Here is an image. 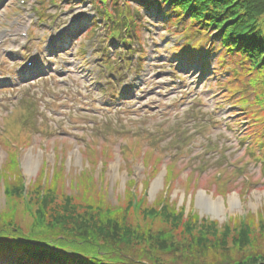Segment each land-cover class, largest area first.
Segmentation results:
<instances>
[{"label": "rangeland", "instance_id": "374dc122", "mask_svg": "<svg viewBox=\"0 0 264 264\" xmlns=\"http://www.w3.org/2000/svg\"><path fill=\"white\" fill-rule=\"evenodd\" d=\"M27 7L28 9L38 7V1L28 0ZM48 7L45 12H48L49 15L58 14V10H60L59 13L65 12V10L72 15L75 13V11L69 10V7L63 9L59 5L57 10L53 6L49 5ZM86 7L88 8V5ZM14 9H17V14L13 12ZM204 9L202 8V10ZM165 11L166 9H164ZM189 12L191 13V11ZM30 17L29 14L20 10L17 0H7L6 3L0 4V39L5 41V46L8 47L25 44L28 46L29 44L25 53L29 52V55L33 56V52H41L43 43L39 41L38 37L40 36L38 32L40 26L33 24L34 21ZM58 17L60 18V14ZM188 18L189 16L183 13L179 19L178 31L183 30L184 32H180L181 35H189L198 28L208 29L203 24L204 21L196 24L191 20L193 17ZM157 19L156 15L146 19L153 26L150 27L151 34L144 35L146 37L145 49L149 55L148 60H151V56H153V61H149L143 67V72L138 79L140 84L131 88L133 93L142 91L139 94V100L132 99L131 104L126 107H123L124 104L117 97V85L113 84V81L110 83L107 81L110 75L104 73L103 70V73L100 72L97 67L93 66V62L100 61L101 52L96 54L90 52L94 55H87L89 66L84 65L81 58L75 57L76 53L81 51L78 39L70 40L69 48L65 51V61L62 60L61 63L59 60L56 62L53 60L56 66L61 67L59 77L65 78L67 81L65 84L78 92L74 94L71 91H63V86L60 87L57 77L53 76L55 74L52 72L48 76L46 74L47 79L43 81L39 78L20 80L14 70L18 59L14 54L3 53L0 47V77H8L9 82H12L10 84L0 80V131H3L6 125L10 132L21 123L25 128L20 131V135L13 134L11 136V140H14L12 147L8 145L0 147V211L4 207L5 201L9 202V198L18 200L19 204H24L23 208H20V213L41 209L38 200L39 194H45L48 189H51V187H47L56 183V192L52 196L47 193L48 197L56 200L55 210L63 205L66 198H70L71 203L78 207V211H81L88 201L93 207L98 204L103 205V208L110 206L113 208L112 211L117 213L118 219L122 218V222L130 224L132 227L133 225L140 226V228L148 226L153 232H158L167 226L164 222L159 221L162 220V212L166 208H171L179 213L182 211V220L186 221L187 216L193 214L200 221L217 224V228L222 225L228 227L229 225H239L241 228L246 225L249 217L255 222L261 220L260 215L264 214V176L259 174L256 165L245 166L244 159L248 158V154L244 152V146L238 141L239 128H234L235 131L230 132L227 127H224L225 123L221 126L213 125L212 120L208 117L207 111L211 109L207 100L210 94V91L207 90L208 82H202L195 91L188 92L190 82L197 75L195 68L191 65L186 66L185 71L178 70V73L181 74L179 77L184 79L181 82L183 85L176 84L175 87V83L163 82L165 81L164 76L171 73L168 70L160 71L158 69L160 65L164 64L162 59H166V55L170 54L166 50L171 49L180 40V36L171 37L168 35L164 28L156 24ZM197 20L201 21V17L198 16ZM259 24L263 25L261 29L264 33V14L259 19ZM175 28L174 25L172 29ZM210 30L214 33L213 29ZM47 32H49L48 29L45 32V37H47ZM23 34H27L28 40L21 37ZM213 36L215 37L211 36L208 41L206 37L199 38L196 44L206 48L210 53H214L210 60L214 61L220 57L223 61L224 58L225 66L221 69L225 75L227 70L230 72H227V77L232 86L239 87L236 88V91L245 90V92H241L237 100L235 99L238 113H241L245 118L242 120L249 122L256 114L262 117L264 99L257 100L249 89V81L255 78L254 70H248L245 64L241 65L234 55L224 53L226 48L220 42V38H217V35ZM85 44L88 45L86 42ZM90 47L95 51L101 49L100 43L96 42ZM117 52L112 54L109 51L112 57L117 55ZM45 55V58H48V51ZM179 61H181V57L174 58L170 61L171 63L167 64H178ZM232 65L240 68L242 74L236 76L231 70L230 66ZM155 66L156 68H154ZM52 68L53 66L51 68L45 66L44 71H52ZM154 71L155 74H153ZM93 73H95L94 76L91 75ZM159 80L163 84H158ZM255 84L257 87L253 90L257 93L264 91V73L261 75V81ZM39 85H43L42 93L37 91ZM138 87L142 89L139 90ZM179 89L186 94L189 93L183 102L179 100L182 96ZM51 93L55 96H51ZM197 95L201 99L196 100L198 103L192 107L193 115L189 116L187 112L191 109V102ZM75 104L81 107L80 111H75ZM7 108L8 112H6ZM48 108L55 109L58 116H49ZM161 111L166 113L165 116L169 123L153 116L155 112ZM226 112H221L223 118H225ZM63 115L70 117L72 125H64ZM106 115H108V125L105 119ZM147 115L152 117L148 118ZM144 116L147 118L144 119ZM219 116L220 113L216 117ZM58 120L62 122L64 129L76 132L80 136V142L74 141L66 134L63 137L57 135L52 126ZM175 120L176 124H173ZM215 121L221 122L219 118ZM259 121L258 124L264 123V119ZM242 126L245 125H240V127ZM257 127L256 131L261 134L260 142L264 144V129ZM39 129L45 130L38 134L36 130ZM178 131L183 133L181 138L184 142L179 156L172 160L170 154L175 153L174 144L179 142V138L176 137ZM27 136L31 139V144L25 142ZM91 136H94L96 141L90 145V149L85 150L83 146H86L85 142L92 140ZM135 137L137 139L141 137L150 140V142H143L142 147H137L133 143ZM122 140L129 141L126 147H121ZM147 148L150 151L152 149L154 154H157L155 149H158L163 154L162 162L159 163L157 156L152 153L143 151ZM205 150H207L206 153H204ZM8 152H19L18 155H14L15 158L18 157V162H15L13 169H16L20 180L13 175L12 165L7 157ZM201 153L204 154L200 155ZM26 159L32 163V167L30 166L32 171L29 174L24 165ZM173 161H175V166L171 165ZM229 165L240 166L242 169H234ZM219 172L221 178H224L225 174L231 173V183L224 185L221 179L217 180L219 177H216V173ZM84 174H87L88 178L84 183H79L78 177ZM246 176H249L247 177L248 181L245 179ZM53 177L56 180H53ZM212 177L215 180H212ZM10 187L17 188L19 195H13L14 198L8 197L9 195L6 193H11ZM202 194L211 202H216V204L219 202L220 209L214 211L211 209V205L199 202L197 199ZM232 197L236 198L237 204L229 203V199ZM149 208L153 211H150ZM143 209L147 212H143ZM21 217L27 216L22 214ZM18 218L16 216L15 220ZM259 225L264 224L260 221ZM240 228L237 229V232ZM248 229L257 235L256 242L258 244L263 242L258 233L259 231L264 232L263 226L260 229L258 227L256 229L248 227ZM163 233L168 236L172 235L174 240L184 244H188L192 238L184 229H169ZM209 239H213V237L210 236ZM221 240L216 245L219 250L225 247L221 253L224 255L226 253L230 259H237L239 248L230 243L231 238L226 240L225 245H221ZM250 248V243L244 247L248 251ZM261 251L264 252V244ZM218 252L210 251L209 258L215 259ZM11 258H14V255Z\"/></svg>", "mask_w": 264, "mask_h": 264}, {"label": "trees", "instance_id": "16d2710c", "mask_svg": "<svg viewBox=\"0 0 264 264\" xmlns=\"http://www.w3.org/2000/svg\"><path fill=\"white\" fill-rule=\"evenodd\" d=\"M134 1L164 17H169L167 23L178 28L179 19L183 13L193 17L191 20L196 24L204 21L203 24L208 29L198 28V30H194L197 33L192 31L189 35L184 34L186 44L191 46L199 38H207L209 36L207 34H211L210 29L217 31V38H220V42L226 48L224 53L234 55L241 65L245 64L248 70H254L255 78L249 81V89L257 100L264 99V91L257 93L253 90L257 87L255 83L261 81V75L264 73V33L261 29L263 25L259 24V19L264 14V0ZM240 1L242 2L237 4ZM124 6L126 8L128 4L125 3ZM165 8L167 10L164 12ZM202 8L205 9L202 10ZM198 16L201 17V21L197 20ZM181 32L184 33L183 30ZM187 50L190 52L189 49ZM217 63L219 67L225 66L224 58L222 61V58L219 57ZM231 70L236 76L242 74L241 69L236 66ZM226 79L228 81L225 84L227 90L236 94L231 102V106H235V98L237 100L241 92H245V90L236 91V88L239 87H233L229 78L226 77ZM262 109L264 110V108ZM260 119H264V113L262 117L256 114L250 119L251 121L243 130L240 140L242 144H245L252 159L256 162L262 160L264 163V144L259 139L261 134L256 131L258 130L257 126L264 129V123L258 124ZM260 144L261 146H259ZM14 155L15 153H7L13 175L20 180L16 169H13L15 168ZM87 178V174H84L77 180L79 183H84ZM54 179L55 177H53ZM49 187L51 189H48V192L39 194L38 200L41 209H36L32 215L27 211L20 213L21 207L18 200L9 198L10 213L0 216V244H16L17 250L28 253L21 257L23 260L28 257L33 258V261L49 260L53 264H264V252L261 251L264 244V232H258L259 238L263 241L258 244L256 242L257 235L248 229V227L254 229L264 227V225H259L260 221L264 224V214L260 215L261 220L257 222L249 217L246 225L241 228L239 225H229V227L222 225L217 228V224L200 221L193 214L187 216L186 221L182 220V211L179 213L171 208H166L162 212V220H158L164 222L168 228L153 232L148 226L140 228V226L133 225L132 227L130 224L122 222V218L119 220L117 213L112 211L113 208L110 206L103 208V205L98 204L93 207L88 201L82 210L78 211V207L71 203L70 198H66L63 205L55 210L56 200L48 197L47 193L52 196L56 192V183L47 188ZM10 189L11 193L5 191L9 195L8 197L14 198L13 195H19L17 188L10 187ZM167 207L169 206L167 205ZM143 212L147 211L143 209ZM22 214L28 218L21 217ZM16 216L20 218L15 220ZM26 220L28 222H25ZM238 228L240 229L237 232ZM169 229H184L192 238L188 244L180 243L174 240L172 235L168 236L163 233ZM207 231L211 233H205ZM218 235L220 237H217ZM210 236L213 237L215 243L213 239H209ZM228 238H231V242L230 240L229 242L232 245L239 248L238 258L235 260L230 259L225 250V255L221 253L225 247L221 250L216 247L221 239V245H225ZM249 243L252 252L244 249ZM39 246L56 248L61 254H47ZM68 249H71L72 255L66 254ZM3 250L5 249L1 247L0 253ZM210 251H219L216 253L215 259L209 258Z\"/></svg>", "mask_w": 264, "mask_h": 264}, {"label": "bare ground", "instance_id": "6f19581e", "mask_svg": "<svg viewBox=\"0 0 264 264\" xmlns=\"http://www.w3.org/2000/svg\"><path fill=\"white\" fill-rule=\"evenodd\" d=\"M24 165H25V167H26V170H27V173L29 174V173H31V171H32V169H31V167H32V163L30 162V160H28V159H26L25 160V162H24ZM31 166V167H30ZM199 202H201L202 204H204V205H207V204H209V205H211V209L212 210H214V211H217L218 210V208L220 209V206L221 205H219L220 203L218 202V204H216V202H211L209 199H207V197L205 196V195H200L199 197H198V199H197ZM229 203L230 204H237V200H236V198H234V197H232V198H230L229 199ZM202 206V205H201Z\"/></svg>", "mask_w": 264, "mask_h": 264}]
</instances>
